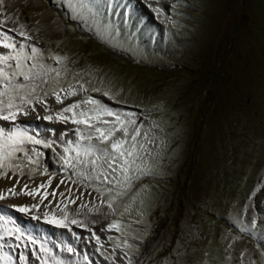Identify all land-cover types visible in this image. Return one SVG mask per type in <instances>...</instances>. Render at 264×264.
Here are the masks:
<instances>
[{
    "label": "rangeland",
    "instance_id": "rangeland-1",
    "mask_svg": "<svg viewBox=\"0 0 264 264\" xmlns=\"http://www.w3.org/2000/svg\"><path fill=\"white\" fill-rule=\"evenodd\" d=\"M28 1L12 10L8 0L0 3L12 24L7 22L4 30L25 25L20 30L31 39L9 34L40 48L47 64L61 67L60 85H76L82 93L74 102L91 96L116 111L137 113L142 132L153 141L147 144L152 155L143 154L152 175L135 180L114 204L116 211L108 221L117 220L122 231L113 229L106 239L98 235L100 224H92L91 217L83 224L91 232L75 224L69 232L45 223L44 211L53 212L56 219L63 215L61 209L69 218L91 212L87 207L76 212L73 203L47 195L43 204L31 199L27 205L38 203L40 211L27 215L10 207L15 196L0 200V208L25 233L46 241L66 264H127L124 251L116 247L125 240L133 245L126 250L132 264H264L258 246L264 243V0H117L121 7L116 16L105 0H84L87 7L81 17L66 0H33L31 6ZM51 26L58 32H49ZM52 53L68 58L66 72L64 65L48 58ZM80 83L87 92L79 90ZM93 88L119 93V103ZM27 116H18L16 123L52 146L26 144L36 163L18 153L15 163L21 167L15 175L13 169L4 170L7 176L0 179L63 178L97 194V181L82 180L60 159L68 142L77 141V126L71 123L72 129L49 138L40 126L48 121L25 122ZM153 121L158 127L151 126ZM0 126L13 125L0 121ZM138 139L144 142L143 135ZM32 148L41 155L35 156ZM137 192L125 212L124 205ZM33 214L40 218L31 219ZM8 242L17 243L14 237H6ZM19 243V248L5 246L4 251L16 264L21 251L29 264H39L31 254L33 246Z\"/></svg>",
    "mask_w": 264,
    "mask_h": 264
},
{
    "label": "snow or ice",
    "instance_id": "snow-or-ice-1",
    "mask_svg": "<svg viewBox=\"0 0 264 264\" xmlns=\"http://www.w3.org/2000/svg\"><path fill=\"white\" fill-rule=\"evenodd\" d=\"M0 3H2V0H0ZM66 3L77 17L83 16L87 7L84 0H66ZM105 4L107 8L112 9L114 16L118 14L116 10L121 7V4L117 3V0H105ZM127 7L128 5H123L124 9H127ZM153 10L158 15L161 14V9L155 8ZM124 14V12L119 13V15ZM6 24L7 20L0 19V50H6L0 51V121L8 122L13 126L10 129L0 126V176H7V171H4L6 169H13V175H15V170L21 167L20 164L15 163L18 159V153H23L30 164L36 163L25 149L26 144L42 145L46 148L52 146L51 143L37 138L38 134L30 135L24 127L17 124L18 116H27L30 112H36V103H43L45 112H47L49 109L46 100L49 93L55 97L58 104H63L65 99L78 95L76 85L70 84L67 89L60 85L61 67L47 64L44 52L40 48L23 42L31 39L26 31L15 28L4 30ZM19 27L24 29L25 25L21 24ZM10 32H15L16 35L23 38V41L18 42L13 35L9 34ZM48 58L53 60L56 65H64L63 70L67 71V66L64 64L68 59L66 56L52 53ZM50 81L51 86L49 87ZM78 88L84 92L88 91L83 83H80ZM92 91L101 92L102 89L93 88ZM61 93L64 95L62 96ZM102 94L119 103L115 100V96L119 93L114 95L111 91L105 90L102 91ZM82 105L90 106L85 108ZM136 117L137 113L135 112L116 111L91 96H86L83 100L63 107L54 115L43 117L44 120L49 122L56 120L69 122L77 126V141L68 142L63 149L64 155L60 159L66 168H72L74 174L82 180L89 181V183L93 180L97 181V186L93 187V191L98 194L101 206L106 205L113 213L116 211L114 204L127 194L133 187L135 180L152 175L150 162L145 159L143 154L152 155L147 144H151L153 141L148 132H142L144 125L138 124ZM37 118H39L38 114ZM81 125H83V128L79 127ZM151 126L153 128L158 127L155 121L152 122ZM117 133H120V135H117ZM142 135L143 143L138 139ZM93 141L98 143H93ZM31 151L37 157L41 155L35 148H32ZM73 153L74 155H72ZM93 154L95 156L91 158ZM101 161L106 167L101 164ZM73 183H76V181H73ZM48 184H51V178L48 180ZM100 185H104V187ZM84 186L88 187L89 185ZM27 187L28 185H24V188ZM39 187L44 188L45 185L41 184ZM36 191L37 189H33L31 192L25 191L22 194L35 198ZM7 192L13 197L21 194L16 191L15 187L7 189ZM52 195L55 196V192ZM60 195L63 196L64 193H60ZM105 195L108 196L107 201L103 199ZM139 195L140 192H137L132 197L131 202L124 205L125 212L130 210L131 203H134ZM7 198L3 192H0V200ZM43 199L44 197H41V202ZM69 202L75 203L71 200ZM10 207L16 212L26 215L33 211H40V204L38 203L22 206L11 205ZM45 207L48 206L45 205ZM80 207H88V204L81 203ZM89 210L99 212V208H90ZM61 212L63 215L59 219H53L50 218L51 213L44 211L42 213L44 222L53 224L57 228L67 229L69 232H72L71 225L73 224L77 227L84 226L86 230L92 231L91 228H87L82 221L75 217L69 218V214L63 209H61ZM76 215H79V213ZM39 218L37 215H31L33 220ZM9 225L12 226L9 227ZM113 229L117 232L122 231V226L117 220H113L107 226V230L111 231ZM73 235L79 239L76 233L73 232ZM92 235L96 243L100 245L99 236L95 232ZM6 237L9 241L14 237L17 243L15 245L11 242L5 244ZM21 241L25 245L31 244L33 246L31 254L35 260L39 261V264H66L65 260L58 257L53 249L48 247L46 241H38L35 236L25 233L21 227L17 226L15 220L7 215V211L0 208V264H16L14 258L5 252L4 248L5 246L19 248V242ZM37 246L39 251L36 250ZM258 246L261 249V255L264 256V243ZM57 247H60L62 251L64 250V246L57 245ZM116 247L124 251L127 264H132L131 255L126 250L132 249L133 245L125 240L123 246L118 242ZM66 250L68 253L76 254V250L72 247H67ZM99 250L98 248L97 251ZM18 259L19 264H29V257L23 251L20 252ZM84 260H89L87 255L84 256ZM251 264H255V261H252Z\"/></svg>",
    "mask_w": 264,
    "mask_h": 264
},
{
    "label": "bare ground",
    "instance_id": "bare-ground-1",
    "mask_svg": "<svg viewBox=\"0 0 264 264\" xmlns=\"http://www.w3.org/2000/svg\"><path fill=\"white\" fill-rule=\"evenodd\" d=\"M3 1L4 0H2V2ZM8 1L10 2L11 6H12L11 7V10H12L20 2H22V1L25 2L26 0H8ZM34 3L35 2L33 0H31L30 2L29 1L27 2V4L29 6L34 5ZM3 10H4V8L2 7L0 9V11H1L0 12V19L8 20L7 15L9 13L8 14L4 13ZM7 22L10 24V20H8ZM10 25H12V24H10ZM10 25H8L7 28ZM9 28L11 29V27H9ZM14 28L20 30L19 28H16V27H14ZM57 30L58 29H56L53 26L51 28V30H49V32L54 33ZM12 33L16 37H18V38L20 37V36L16 35L15 32H12ZM80 94L82 95V93L78 92V95L72 96L68 99H65L63 104L56 103L54 96L49 97L46 100V104H47L48 109H49L47 112H45V105L43 103H36L35 104L36 112H30V114L25 118V120H26L25 122H27V121L32 122L34 120V118H37V114L39 115V118H43L45 115H54L57 111L61 110L63 107H66L70 103L78 100L80 98ZM61 95L63 96L64 94L61 93ZM40 126L43 128V130L45 131V134H47V136L49 138H53V137L55 138L60 133L64 134L65 132H67L73 128L72 124L69 122H59L56 120H53L52 122H49V121L45 122L44 124H40ZM49 179L50 178L47 177V178L40 179V180L25 181V180H20L16 177L8 176L6 178L0 179V192H3L4 195L6 197H8L10 194L7 192V189L11 188L12 186H16L17 192L21 193L20 195L15 196L14 200H12L11 204L16 205V206H22L24 204L25 205L30 204L31 199H35L36 200L35 202H38L39 200H41V197H45V195H47L48 197H50L51 200H55L56 202L61 201L63 203H66V202L71 203V202H69L70 200L75 201V203H73V204L75 205L74 208H75L76 212L78 210L82 211V209H84V208L80 207L81 203L88 204V207H87L88 210L90 208H92V209L99 208L98 213L95 211H91L90 213L84 211L85 213H88L89 215L85 214V216L83 218H79L80 214L76 215V213H73V215H75L74 217L76 219L82 221L83 224L87 223L86 217H88V218L91 217L93 219V222L91 221L92 224L93 223H99L100 224V228L97 229L98 235H100L104 239L109 237V234L111 231L107 230V226L110 223L108 221V219L111 217L112 211L110 209H108L106 205L101 206L100 198H99L98 194L88 192L87 190L84 189V187L71 184L70 182L64 180L63 178H57L56 180L51 179V184H48ZM61 181H63V183H61ZM41 184H44L45 187L40 188L39 185H41ZM24 185H28V187L24 188ZM33 189H37V191L35 193V198H33V196H30V195L22 194L25 191L31 192ZM53 192H55V196L52 195ZM60 193H64V195L61 196ZM77 197H79V199H77ZM39 202L42 203L41 201H39ZM49 213L52 214L50 218L56 219V218H54L55 215L53 212L50 211ZM73 215H70V217ZM82 215H84V214H82ZM91 223L89 222V224H91ZM249 262H251V261H249ZM121 263L119 262L117 264H121Z\"/></svg>",
    "mask_w": 264,
    "mask_h": 264
}]
</instances>
